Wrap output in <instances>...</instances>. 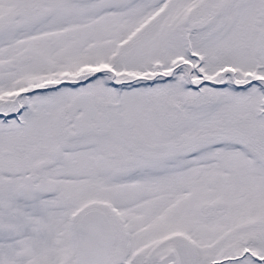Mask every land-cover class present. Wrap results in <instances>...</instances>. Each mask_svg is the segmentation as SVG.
Segmentation results:
<instances>
[{"label":"snow or ice","instance_id":"1","mask_svg":"<svg viewBox=\"0 0 264 264\" xmlns=\"http://www.w3.org/2000/svg\"><path fill=\"white\" fill-rule=\"evenodd\" d=\"M0 264H264V0H0Z\"/></svg>","mask_w":264,"mask_h":264}]
</instances>
